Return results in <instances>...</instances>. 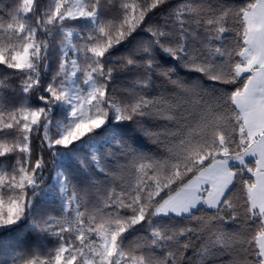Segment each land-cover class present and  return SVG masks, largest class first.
<instances>
[{"label": "snow or ice", "instance_id": "snow-or-ice-1", "mask_svg": "<svg viewBox=\"0 0 264 264\" xmlns=\"http://www.w3.org/2000/svg\"><path fill=\"white\" fill-rule=\"evenodd\" d=\"M6 7L0 264H264V0Z\"/></svg>", "mask_w": 264, "mask_h": 264}, {"label": "trees", "instance_id": "trees-1", "mask_svg": "<svg viewBox=\"0 0 264 264\" xmlns=\"http://www.w3.org/2000/svg\"><path fill=\"white\" fill-rule=\"evenodd\" d=\"M13 3V0H0V8H4L5 11L8 10V8L6 6H11ZM251 159V158H249ZM119 182V181H117ZM0 259H7V255L6 254H0Z\"/></svg>", "mask_w": 264, "mask_h": 264}]
</instances>
